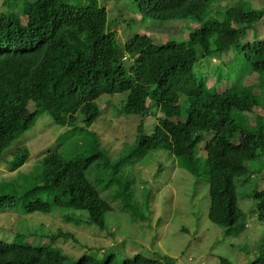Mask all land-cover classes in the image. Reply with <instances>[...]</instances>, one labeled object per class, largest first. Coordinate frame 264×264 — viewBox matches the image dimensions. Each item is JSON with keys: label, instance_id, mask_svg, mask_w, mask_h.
<instances>
[{"label": "trees", "instance_id": "obj_1", "mask_svg": "<svg viewBox=\"0 0 264 264\" xmlns=\"http://www.w3.org/2000/svg\"><path fill=\"white\" fill-rule=\"evenodd\" d=\"M215 1L134 0L141 25L147 26L148 19L171 22L180 37L167 38L152 24L148 32L117 40L106 22L109 32L99 31L98 47H79L74 39H83L90 31L77 10L81 7L77 0H24L19 13L10 7L0 12V158L43 114L63 129L58 140L63 137L66 151L82 147L80 133L101 114L99 99L124 94L120 113L140 118L135 139L129 141L139 154L135 157L140 160L149 151L167 149L175 157L189 159L193 177L192 169H198L202 159L208 220L223 228L236 225L238 230L246 226L242 222L249 215L264 223V38L246 40L249 29L264 25V11L237 1L219 14L212 9ZM172 30L168 32L177 33ZM156 34L162 36L161 43H155ZM233 48L246 67L226 79L220 69L230 60L216 65L217 77H213L215 83H222V90L210 85L209 78L195 79L193 68L199 60ZM142 118H154L151 135H141ZM91 135L90 149L96 151L88 156L65 158L56 150L40 156L42 170L34 179L37 184L24 190L30 201L22 210L32 215L49 214L53 207L81 211L87 224L114 237L106 225V215L114 208L94 185L106 180V173L96 177L94 169L106 171L115 162L100 147V137ZM236 139L242 144L234 145ZM19 151L10 172L29 158L28 149ZM16 192L0 196V211L15 207ZM50 194L52 201H45ZM256 251L250 264H264V233ZM101 254H84L72 264H174L167 256L136 253L120 260L112 250ZM0 264L69 263L53 242L33 246L0 241Z\"/></svg>", "mask_w": 264, "mask_h": 264}, {"label": "rangeland", "instance_id": "obj_2", "mask_svg": "<svg viewBox=\"0 0 264 264\" xmlns=\"http://www.w3.org/2000/svg\"><path fill=\"white\" fill-rule=\"evenodd\" d=\"M26 1L30 3L35 0ZM77 1V6H81L77 10L87 21L90 30L82 40L78 36L74 38V33L70 36V40L76 39L79 47L86 44L100 46L102 42L99 31L102 28L103 35L111 30L116 33L117 40L122 41H127L137 33L146 32L147 27L152 24L159 26L167 38L180 37V30H176L171 22L152 23L148 19L144 21L147 26L141 25V16L136 14L134 0ZM237 1L247 2L252 9L264 11V0H216L212 9L220 14L225 5L230 6ZM3 2L4 0H0V12H5L7 4V8L19 13L24 0H6V4ZM127 19H133V23L127 22ZM106 22L111 24L109 30ZM171 29L177 33H169L168 30ZM150 32L153 33L154 30ZM254 37L264 38V25L256 24L254 30L247 31L246 40L251 41ZM154 39L157 40L155 43H161L162 36L156 34ZM223 55L199 60L193 68L195 79L209 78L210 85L215 86L217 91L222 90L221 83H215L213 75L217 77L218 70L214 63ZM130 60L127 58L125 64L129 65ZM222 60H230L224 70L220 69L221 75L226 79L230 76L229 73L244 71L246 67L237 48L231 49ZM125 99L124 94L99 99L101 114L89 128L80 133L82 147L66 151L63 137L58 140V136L63 135V129L55 125L50 116L43 114L29 131L4 151L0 158V196L9 195L16 190L15 194L19 199L12 209L0 211V241H17L33 246L53 242L54 246L62 249L69 264L84 254L99 257L102 255L101 251L106 250L116 252L120 260L141 253L147 257L167 256L174 264H250L257 255L256 247L262 240L264 223L256 216L249 215L242 222L246 226L238 230L236 225L223 228L208 220V185L205 183L202 159L199 160V168L192 169L193 177L187 174V170L180 168L181 164L190 163L189 159L177 158L167 149L149 151L140 160L135 157L139 154L135 152V144L129 141L135 139L140 118L120 113ZM142 120L144 126L141 135H151L154 118ZM93 132L100 137V147L105 148L110 154L111 162H115L106 171L101 167L94 169L97 170L96 177L106 173L107 179L102 178V182H94V185L114 208L112 213L106 215L107 230L114 237L87 224L86 213L81 211H59L53 207L49 214H24L22 206L30 201L24 190L37 184L34 179L42 170L40 156L50 150L58 151L65 158L74 155L88 156L96 151L90 149ZM68 137L69 135L66 141ZM241 144L238 139L234 142V145ZM21 148L28 149L29 158L22 167L10 172L9 165ZM91 179L93 183L94 178ZM109 182L113 184L106 188ZM114 195L122 199L114 198ZM52 199L53 194L45 195V201L51 202ZM122 207H126V210ZM221 259L225 263H221Z\"/></svg>", "mask_w": 264, "mask_h": 264}, {"label": "clouds", "instance_id": "obj_3", "mask_svg": "<svg viewBox=\"0 0 264 264\" xmlns=\"http://www.w3.org/2000/svg\"><path fill=\"white\" fill-rule=\"evenodd\" d=\"M3 3H4V2H3ZM6 8H7V4H6ZM227 53H230V50L224 52L223 54L226 55ZM224 55H223V56H224ZM223 56L221 57V59H217V60L215 61L214 64H216V65H221L222 62L229 61V60L223 61V60H222ZM214 57H215V56H213L212 58H214ZM124 60H125V59H124ZM221 85H222V83H221ZM177 158H180V157H177ZM178 160H179V163L181 164L180 159H178ZM181 166H182V167H180V166L177 164V167H180V168H183V169L187 170V174H188V175H191V174L189 173V167H191V166H190V163H188V164H181ZM183 166H185L186 168H184Z\"/></svg>", "mask_w": 264, "mask_h": 264}]
</instances>
